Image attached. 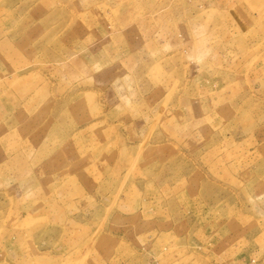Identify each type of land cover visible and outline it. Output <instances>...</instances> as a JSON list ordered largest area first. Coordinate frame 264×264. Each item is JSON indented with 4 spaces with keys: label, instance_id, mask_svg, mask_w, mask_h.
Masks as SVG:
<instances>
[{
    "label": "rangeland",
    "instance_id": "374dc122",
    "mask_svg": "<svg viewBox=\"0 0 264 264\" xmlns=\"http://www.w3.org/2000/svg\"><path fill=\"white\" fill-rule=\"evenodd\" d=\"M0 264H264V0H0Z\"/></svg>",
    "mask_w": 264,
    "mask_h": 264
}]
</instances>
